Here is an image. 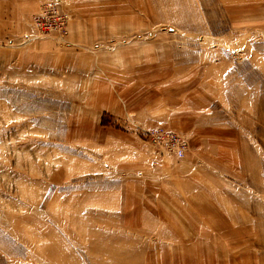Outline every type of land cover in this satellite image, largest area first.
Returning a JSON list of instances; mask_svg holds the SVG:
<instances>
[{
	"label": "rangeland",
	"instance_id": "374dc122",
	"mask_svg": "<svg viewBox=\"0 0 264 264\" xmlns=\"http://www.w3.org/2000/svg\"><path fill=\"white\" fill-rule=\"evenodd\" d=\"M0 264H264V0H0Z\"/></svg>",
	"mask_w": 264,
	"mask_h": 264
},
{
	"label": "built area",
	"instance_id": "2783aa9c",
	"mask_svg": "<svg viewBox=\"0 0 264 264\" xmlns=\"http://www.w3.org/2000/svg\"><path fill=\"white\" fill-rule=\"evenodd\" d=\"M35 19L34 25L39 31L61 33L64 30L67 15L60 12L54 5H50L43 9ZM141 139L166 152L176 160L183 159L188 150V144L185 139L175 132L162 127L142 131Z\"/></svg>",
	"mask_w": 264,
	"mask_h": 264
},
{
	"label": "bare ground",
	"instance_id": "6f19581e",
	"mask_svg": "<svg viewBox=\"0 0 264 264\" xmlns=\"http://www.w3.org/2000/svg\"><path fill=\"white\" fill-rule=\"evenodd\" d=\"M47 6V5H46ZM48 7V6H47ZM65 15H67V19L69 20L67 23L69 24V22H70V17H69V14L67 13V14H65ZM36 18V17H35ZM33 19V24H34V20H36V19ZM68 24H67V26H68ZM34 27H35V25H34ZM36 28V27H35ZM37 29V28H36ZM37 31L41 34V35H44L45 33L44 32H41V31H39L38 29H37ZM57 37H63L62 35H57ZM140 138H141V134H140Z\"/></svg>",
	"mask_w": 264,
	"mask_h": 264
},
{
	"label": "crops",
	"instance_id": "0c3cea01",
	"mask_svg": "<svg viewBox=\"0 0 264 264\" xmlns=\"http://www.w3.org/2000/svg\"><path fill=\"white\" fill-rule=\"evenodd\" d=\"M69 25V24H68ZM68 28V27H67ZM66 31H67V29H66ZM163 128V127H162ZM168 130V129H167ZM170 130V129H169Z\"/></svg>",
	"mask_w": 264,
	"mask_h": 264
}]
</instances>
